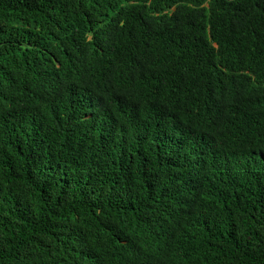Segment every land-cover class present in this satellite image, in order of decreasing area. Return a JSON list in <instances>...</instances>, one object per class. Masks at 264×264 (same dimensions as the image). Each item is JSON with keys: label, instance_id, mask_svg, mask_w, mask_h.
I'll use <instances>...</instances> for the list:
<instances>
[{"label": "trees", "instance_id": "16d2710c", "mask_svg": "<svg viewBox=\"0 0 264 264\" xmlns=\"http://www.w3.org/2000/svg\"><path fill=\"white\" fill-rule=\"evenodd\" d=\"M0 264H264V0H0Z\"/></svg>", "mask_w": 264, "mask_h": 264}]
</instances>
